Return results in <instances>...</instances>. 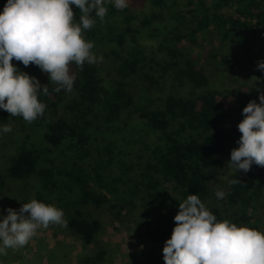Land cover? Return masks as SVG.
<instances>
[{
  "label": "trees",
  "instance_id": "16d2710c",
  "mask_svg": "<svg viewBox=\"0 0 264 264\" xmlns=\"http://www.w3.org/2000/svg\"><path fill=\"white\" fill-rule=\"evenodd\" d=\"M150 1L153 8L166 7L167 0ZM0 2L4 5L6 0ZM186 6L191 8L186 12L190 18L185 21V17H178L183 30L175 28L171 45L162 47L166 58L159 61L154 55L146 54L139 43L133 47L127 43V33H138L130 27L135 18L128 13L129 9H116L111 2L106 4L105 17L126 14L127 25L114 39L116 48L108 54L112 57L113 70L106 75L95 63L77 66L70 62L69 73L75 74L70 92L63 88L53 91L55 82L48 80V74L31 62L24 66L15 59L11 61L18 71L36 77L42 86L47 84V94L42 90L37 93L38 100L45 104L44 112L32 124L44 129L48 150L65 146L69 160L61 167H40L43 151L31 144H22L9 157L5 174L0 175V200L10 191L8 179L39 178L42 188L48 192L59 191L55 206L63 210L69 234L85 246L98 245L97 238L103 229L100 215L109 207L118 208L114 218L123 222L126 204L128 213L138 209V205L147 213L146 235L151 241H165L176 223L173 216L179 210L178 203L188 194H196L217 220L227 219L237 225L264 230V166L252 164L247 172L232 168L222 207L208 205L213 196V181L228 171L226 160L231 149L238 147L241 133L237 124L243 119L242 108L248 103L249 95L244 97L241 89L236 91L237 98H231L230 93L208 89L196 96L168 94L161 104L152 108L136 104L135 79L142 81L148 90H161L162 81L173 74L180 84L188 82L195 89L206 88L209 78L205 65L196 63L190 46L203 41L210 32H215L222 41L233 39L232 43L248 45V49L264 53V0H187ZM70 7L78 22L81 14L78 6ZM224 9L231 13L221 15ZM91 15L95 23L82 30V35L96 45L100 41L101 19L94 13ZM148 22L144 20L143 24ZM246 33L250 39L244 40ZM132 114L158 131L163 145L151 147L140 141L143 147L139 149L138 162L133 164L120 158L117 163L120 173L109 182L104 172L114 164L119 148L108 142L98 150L91 128L101 121L106 131L114 134L122 130L120 124L126 127ZM19 118L0 109V123ZM57 175L64 178L61 185ZM116 183L127 187V197L115 199L119 193ZM36 199L52 204L40 193ZM107 261L108 253L102 246L93 255L81 259L82 264Z\"/></svg>",
  "mask_w": 264,
  "mask_h": 264
},
{
  "label": "rangeland",
  "instance_id": "374dc122",
  "mask_svg": "<svg viewBox=\"0 0 264 264\" xmlns=\"http://www.w3.org/2000/svg\"><path fill=\"white\" fill-rule=\"evenodd\" d=\"M186 2L187 0H167L166 7L159 9L153 8L150 0H128V13L135 18L130 27L136 29L138 33H127L129 34L127 43L133 47L137 42L145 49L146 54L154 55L157 60L164 61L166 52L162 51V47L171 45L175 28L179 27V31L183 30L178 17H185V21L190 18L186 12L191 8L186 6ZM2 8L3 4L0 2V10ZM229 13L231 11L227 9L220 11L224 16ZM125 16L126 14L107 15L99 21L98 40L100 41L94 44L92 51L95 55L103 57L95 64L102 68L106 75L113 70L112 57H108V54L111 49L116 48L114 39L127 25ZM144 20L150 22L145 25ZM259 32L262 36L263 32L261 30ZM249 36L246 33L244 40L250 39ZM232 40L222 41L219 35L210 32L205 35L203 41L199 40L197 44L190 46L191 56L196 63L199 66L205 65L209 78L206 88L195 89L188 82L180 84L173 74L165 77L161 90H148L142 81L135 79L133 90L136 104L139 107L152 108L161 104L168 94L188 97L196 96L208 89H216L224 94L230 93L231 98H237L236 91L242 89L244 97L249 95L247 100H255L259 103L258 95L264 92V73L256 65L259 61H264V53L254 48L248 49V45L232 43ZM211 53L217 57L213 58ZM256 77L261 79L255 80ZM246 88H251V91H247ZM32 123L22 117L8 123H0V125L10 124L12 128L8 133H0V175L5 174L9 157L15 154L22 144H31L43 151L40 167H61L68 163L69 154L65 146L48 150L44 140V129L34 127ZM119 126L122 130L114 134L108 133L101 121L91 128L92 140L98 150H102L108 142L116 144L119 148L115 154L114 164L104 172L109 182H112L111 177H116L120 173L117 164L120 158L133 164L138 162V155L141 153L139 149L143 147L140 141L148 143L151 147L163 145L161 134L147 126L145 120L136 114L129 116L126 127L124 124ZM229 160L230 155L226 160L228 171L212 183L213 196L208 200V205L217 207L223 205V198L218 199L215 191L221 189L225 192L228 188V174L233 171L228 164ZM57 179L59 185L64 181L59 175ZM7 185L10 191L0 200V215H6L4 212L6 207L18 210L23 203L36 199L38 193L43 195L44 200H51L52 205H56L55 198L59 191L48 192L42 188L37 177L20 181L8 179ZM115 185L116 190H119L115 199L120 200L126 195L127 187L120 183ZM110 197L113 198V195ZM125 200L128 201L127 198ZM113 202L115 203L114 199ZM124 208L126 209L122 211L123 222L114 218L118 208L109 207L103 214H98L102 219L103 229L98 235L97 246L83 245L69 234L66 226L49 224L47 228L38 229L37 234L24 246L16 249L7 248L6 254L0 255V264H82L81 259L93 255L100 246L108 253V261L104 264H164L162 253L164 241L154 242L146 235L149 220L147 213L145 214L139 205L132 213L127 212V204Z\"/></svg>",
  "mask_w": 264,
  "mask_h": 264
},
{
  "label": "clouds",
  "instance_id": "9594fccd",
  "mask_svg": "<svg viewBox=\"0 0 264 264\" xmlns=\"http://www.w3.org/2000/svg\"><path fill=\"white\" fill-rule=\"evenodd\" d=\"M109 2L116 9L128 4V0H6L0 10V109L27 122L45 109L37 93L47 94V84L42 86L36 77L18 71L13 59L24 66L31 62L46 72L57 85L53 91L70 92L75 74L69 73V63L82 66L103 59L93 53V42L83 37L82 30L95 23L92 13L103 20ZM70 5L79 8L78 22ZM256 67L264 73V61ZM258 99L259 103L249 100L242 108L243 119L237 124L241 135L228 161L236 172H247L252 164L264 166V92ZM11 130L10 124L0 125V133ZM215 196L222 199L225 192L217 189ZM178 209L162 248L164 264H264V232L217 220L196 194H188ZM4 212L0 215V255L7 248L24 246L40 228L67 225L62 209L34 198L18 210L6 207Z\"/></svg>",
  "mask_w": 264,
  "mask_h": 264
}]
</instances>
